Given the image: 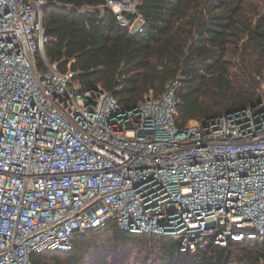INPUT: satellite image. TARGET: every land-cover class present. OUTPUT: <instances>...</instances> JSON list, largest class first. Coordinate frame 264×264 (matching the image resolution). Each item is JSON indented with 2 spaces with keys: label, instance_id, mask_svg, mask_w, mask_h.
Masks as SVG:
<instances>
[{
  "label": "built area",
  "instance_id": "built-area-1",
  "mask_svg": "<svg viewBox=\"0 0 264 264\" xmlns=\"http://www.w3.org/2000/svg\"><path fill=\"white\" fill-rule=\"evenodd\" d=\"M139 1L107 0L131 33ZM44 3L0 0V264L113 223L191 253L264 240V71L257 103L205 121H178L176 83L125 108L48 60Z\"/></svg>",
  "mask_w": 264,
  "mask_h": 264
},
{
  "label": "trees",
  "instance_id": "trees-1",
  "mask_svg": "<svg viewBox=\"0 0 264 264\" xmlns=\"http://www.w3.org/2000/svg\"><path fill=\"white\" fill-rule=\"evenodd\" d=\"M143 29L121 26L107 0H45V54L73 70L80 88H98L122 107L158 98L176 83L178 121L246 108L261 99L264 0H140ZM34 264H264V240L213 242L182 251L176 235L113 223L74 238L68 252L32 254Z\"/></svg>",
  "mask_w": 264,
  "mask_h": 264
}]
</instances>
